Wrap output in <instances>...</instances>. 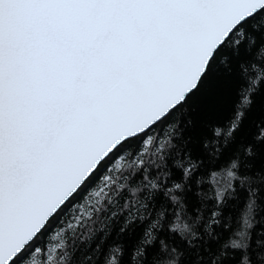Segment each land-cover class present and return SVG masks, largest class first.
<instances>
[{"label":"snow or ice","instance_id":"snow-or-ice-1","mask_svg":"<svg viewBox=\"0 0 264 264\" xmlns=\"http://www.w3.org/2000/svg\"><path fill=\"white\" fill-rule=\"evenodd\" d=\"M173 261L264 264V0H0V264Z\"/></svg>","mask_w":264,"mask_h":264},{"label":"trees","instance_id":"trees-1","mask_svg":"<svg viewBox=\"0 0 264 264\" xmlns=\"http://www.w3.org/2000/svg\"><path fill=\"white\" fill-rule=\"evenodd\" d=\"M242 206H243V205H242V203H241V205H240L239 207L242 208ZM258 218H259V217H258ZM257 227H259V225H257Z\"/></svg>","mask_w":264,"mask_h":264},{"label":"clouds","instance_id":"clouds-1","mask_svg":"<svg viewBox=\"0 0 264 264\" xmlns=\"http://www.w3.org/2000/svg\"><path fill=\"white\" fill-rule=\"evenodd\" d=\"M173 264H175V261H173Z\"/></svg>","mask_w":264,"mask_h":264}]
</instances>
